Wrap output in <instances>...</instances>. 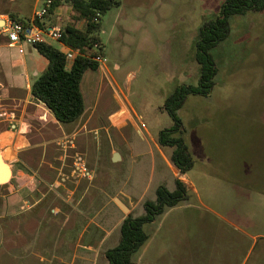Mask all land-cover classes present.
I'll use <instances>...</instances> for the list:
<instances>
[{
    "label": "rangeland",
    "instance_id": "1",
    "mask_svg": "<svg viewBox=\"0 0 264 264\" xmlns=\"http://www.w3.org/2000/svg\"><path fill=\"white\" fill-rule=\"evenodd\" d=\"M117 1L119 5L101 17L104 69L87 72L81 84L86 101L83 117L90 115V120L79 140L94 187L110 192L122 189L136 199L143 194L145 200H155L156 186L176 189V180L156 146L159 132L174 124L165 100L179 86L198 84L195 45L200 28L220 15L225 0ZM7 9L5 0H0V11ZM69 23L85 29L73 16L62 27ZM230 24L229 37L211 50L217 68L211 93L189 95L178 111L182 131L176 136L184 140L194 160V167L182 175L187 199L146 224L144 231L154 237L161 229L159 235L167 239L170 249L179 246L180 237L214 232L228 242V264H264V11L233 16ZM52 45L65 51L58 41ZM36 55L26 54L24 59L19 50H8L0 59V131L11 130V114L18 118L27 107L32 142L56 135L38 130L32 118L34 107L26 102L29 90L23 62L40 72L48 65ZM33 81L31 77L30 85ZM123 104L131 119L117 128L111 118ZM41 119L48 122L45 115ZM161 149L167 156L173 151ZM53 150L58 156L65 149L59 145ZM92 191L96 189L90 190V196ZM108 209L90 211L89 220L104 222L109 229L119 216L145 214L144 204L127 213L115 204ZM56 222L60 225L61 220ZM79 235L80 226L73 232L65 228L56 239L50 235L49 245H39L33 260L37 263L38 256L44 257L49 264L60 238L71 245L65 254L67 264H109L104 254L119 244L120 229L104 241L101 254L89 252L87 260L80 259L82 250L75 245ZM144 249L134 255L132 264H148ZM177 258L171 253L164 264Z\"/></svg>",
    "mask_w": 264,
    "mask_h": 264
},
{
    "label": "crops",
    "instance_id": "2",
    "mask_svg": "<svg viewBox=\"0 0 264 264\" xmlns=\"http://www.w3.org/2000/svg\"><path fill=\"white\" fill-rule=\"evenodd\" d=\"M5 2L8 9L0 11V59L4 51L8 50H19L24 59L26 54L32 57L37 56L38 52L34 47L25 48L26 45L23 44H11L2 34L1 27L3 20L7 17L12 18V16L17 21L32 22L35 12L44 5V0H5ZM73 15L71 6L66 7L62 4L55 8L52 14L38 21L44 25V29L55 26L62 28V23ZM81 24L84 25L83 22ZM76 28L81 30L79 27ZM52 42L49 40L47 43L52 45ZM103 69L101 66L98 71L102 72ZM40 71L37 67L23 62L24 80L29 90L26 102L34 107L32 118L37 122L35 125L38 126V130L56 133V135L32 142L30 135L33 125L26 119L27 107L22 109L18 118L11 114V130L0 131L1 156L11 169L9 182L0 185V264H46L47 260L44 257L38 256L37 263L33 260L36 248L42 244L47 247L50 235L56 239V235L63 233L65 228H68V232H73L78 226H80V235L75 245L82 250L80 259L87 260L89 252L101 254L104 241L120 229L122 222L128 216H119L115 219L114 225L107 229L104 222L89 220L90 211L99 212L108 208L111 211L112 204L119 207L116 204L119 200L129 209V212H133L137 206L148 201L145 200L146 197L143 194L136 199L122 189L111 192L104 188L99 190L93 186V175L92 179H86L75 173V161L68 160L74 157V159L80 158L83 164L86 163L83 158L86 153L79 137L86 131L90 115L89 117H83V115L76 123L69 124L70 127L58 123L44 105L31 97L30 79L33 77L35 80L39 77L43 73ZM116 114L118 115L112 117ZM43 115L47 116L48 122H42ZM112 116V125L117 128L124 127L126 121L131 119V113L124 104ZM14 128L15 130H12ZM150 137L153 139L152 135ZM59 145L64 146L65 150L64 154L57 156L53 154V148ZM156 146L175 180L183 181L187 189V183L181 172L170 160L172 153L167 156L163 153L159 143H156ZM41 149H43L42 155H37V151ZM113 153L117 154L116 150H113ZM159 186L155 188V195ZM92 189L96 191H92L90 196ZM98 202L101 206L96 208ZM57 220H61L60 225L57 224ZM92 227L91 236L93 238H90ZM160 230L158 229V234L154 237L145 232L148 241L143 247H145L148 264H164L165 256L171 253L178 256L172 264H206L207 259L208 264L212 261L214 264H228V242L223 243L222 236H216L214 232L204 233L208 236H202L199 232L191 238L180 237L177 243L179 246L170 249L166 246L167 239L159 235ZM58 241L60 243L55 244L56 253L53 252L51 255L49 264H67L65 254L70 249V242L68 244L65 239L60 238ZM205 249L208 252L204 254L202 251Z\"/></svg>",
    "mask_w": 264,
    "mask_h": 264
},
{
    "label": "trees",
    "instance_id": "3",
    "mask_svg": "<svg viewBox=\"0 0 264 264\" xmlns=\"http://www.w3.org/2000/svg\"><path fill=\"white\" fill-rule=\"evenodd\" d=\"M68 4L73 10V19L84 21L85 29L79 30L69 23L62 27L60 43L82 55L77 56L73 66L66 68L65 51L56 49L48 43H38L34 48L48 65L30 87L31 97L44 105L60 124L77 122L85 113L86 104L81 84L87 72L100 68L93 58L98 54L94 45H102L101 17L119 5L117 0H52L49 15L58 6ZM264 11V0H225L220 15L202 25L196 42V61L200 66L197 85L177 87L165 100V110L173 119L170 128L159 132L158 143L163 148H172L170 160L182 175L194 166L187 145L176 134L182 131V121L178 111L184 106L189 95L207 96L211 93L217 68L211 50L226 40L231 32L230 19L248 12ZM100 15L97 17V15ZM13 19H16L12 16ZM97 20V21H95ZM21 23H26L18 20ZM38 26L44 25L36 20ZM102 47V46H101ZM187 199V189L183 181H176V190L171 192L164 186L156 190L155 201H145V214L133 217L129 214L120 226L119 244L106 252L109 264H132L134 255L146 244L148 236L144 231L146 224L152 223L168 209L174 208Z\"/></svg>",
    "mask_w": 264,
    "mask_h": 264
},
{
    "label": "built area",
    "instance_id": "4",
    "mask_svg": "<svg viewBox=\"0 0 264 264\" xmlns=\"http://www.w3.org/2000/svg\"><path fill=\"white\" fill-rule=\"evenodd\" d=\"M52 5V0H44V5L41 9L37 10L34 14V20L30 23H21L16 19L7 17L3 20V26L1 27V32L5 35L11 44L21 45L28 44L33 46L38 43H47L49 40L60 42L62 28L60 26H55L50 29L41 28L36 24V20H41L49 14V9ZM100 15L98 14L97 17ZM97 21V20H95ZM84 21L81 20V23ZM64 46V45H63ZM66 68L70 69L77 56L82 55L79 50H74L72 48L66 47ZM94 50L97 51V55L93 58L100 67L104 65L105 59L102 54V47L99 44L94 45ZM75 173L80 175L82 178L92 179L91 172L82 163L81 159L75 162Z\"/></svg>",
    "mask_w": 264,
    "mask_h": 264
},
{
    "label": "water",
    "instance_id": "5",
    "mask_svg": "<svg viewBox=\"0 0 264 264\" xmlns=\"http://www.w3.org/2000/svg\"><path fill=\"white\" fill-rule=\"evenodd\" d=\"M118 156V154H115ZM114 162L118 161L116 158L113 159ZM11 178V169L8 164L3 160L0 152V185L8 183ZM117 205L122 209L123 212H129V209L119 200L116 201Z\"/></svg>",
    "mask_w": 264,
    "mask_h": 264
}]
</instances>
